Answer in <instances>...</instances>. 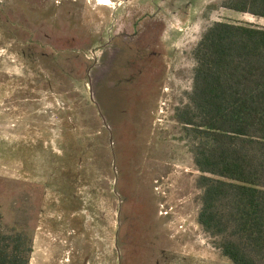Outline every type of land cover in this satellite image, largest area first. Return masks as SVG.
I'll return each mask as SVG.
<instances>
[{
	"label": "rangeland",
	"instance_id": "obj_1",
	"mask_svg": "<svg viewBox=\"0 0 264 264\" xmlns=\"http://www.w3.org/2000/svg\"><path fill=\"white\" fill-rule=\"evenodd\" d=\"M227 0H0V232L29 264H234L199 222L194 50Z\"/></svg>",
	"mask_w": 264,
	"mask_h": 264
},
{
	"label": "trees",
	"instance_id": "obj_2",
	"mask_svg": "<svg viewBox=\"0 0 264 264\" xmlns=\"http://www.w3.org/2000/svg\"><path fill=\"white\" fill-rule=\"evenodd\" d=\"M224 6L264 17V0ZM194 56L179 117L198 141L199 222L234 264H264V27L216 21ZM31 249L22 235L0 232V264H29Z\"/></svg>",
	"mask_w": 264,
	"mask_h": 264
}]
</instances>
